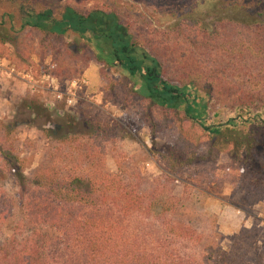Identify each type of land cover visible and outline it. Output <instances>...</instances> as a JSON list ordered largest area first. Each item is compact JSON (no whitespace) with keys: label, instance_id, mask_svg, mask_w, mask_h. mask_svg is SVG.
Instances as JSON below:
<instances>
[{"label":"trees","instance_id":"trees-1","mask_svg":"<svg viewBox=\"0 0 264 264\" xmlns=\"http://www.w3.org/2000/svg\"><path fill=\"white\" fill-rule=\"evenodd\" d=\"M179 2L183 7L180 11L157 5L159 11L181 17V23L170 32H174L171 37L164 34L155 41L152 49L135 38L114 11L81 13L48 0H0V5L16 9L20 31L31 29L55 40L67 33L87 38L85 44L93 54L84 57L81 73L89 63L118 69L131 84L134 96L181 114L201 129L210 140L205 156L215 160L225 153L231 163L243 169L248 192L264 199V8L245 0ZM205 2L216 5V10L251 11V19L224 16L205 23V16L196 17L198 12L185 15V8L195 9ZM5 17L0 14V20ZM7 17L13 30V17ZM3 32L0 41H11L10 31ZM62 50H49L50 74L57 78L72 75L62 56L66 45ZM168 74L172 81L166 78ZM191 87L204 92L210 104L226 109L223 124L205 126L195 115ZM23 106L46 122L57 111L55 134L77 125L71 114L63 112L64 106L52 111L35 99ZM80 112L86 120V112ZM96 122L88 120L92 130L88 137L58 135L53 142L62 147L74 139H107L108 127ZM3 134L8 135L5 128ZM72 156L50 152V156H43L48 159L47 172L45 163L40 162L36 174L27 178L26 159L6 152L4 143L0 144V181L9 179L15 185L26 222L34 227L28 239H1L11 211L0 191V264H264V245L251 255L248 233L234 237L225 251L203 246L193 227L175 217L179 199L168 195L167 186L174 181L171 178L149 181L137 173L132 179L109 176L101 161L92 165L90 174L82 175L81 169L92 155L79 151ZM84 156L90 160H81ZM68 158L69 165L65 163ZM177 167L184 165L179 162ZM167 170L176 173L172 165H167ZM41 227L53 235L42 234Z\"/></svg>","mask_w":264,"mask_h":264},{"label":"rangeland","instance_id":"rangeland-1","mask_svg":"<svg viewBox=\"0 0 264 264\" xmlns=\"http://www.w3.org/2000/svg\"><path fill=\"white\" fill-rule=\"evenodd\" d=\"M48 1L57 6H71L81 13L91 9L114 11L129 32L145 42L150 49L164 34L171 37L174 32H170L176 30L181 23V17L161 12L157 5L166 4L175 11L183 9L179 0ZM245 1H256L264 8V0ZM215 7L216 5L205 2L195 9L184 10L186 16L197 12L199 14L196 17L201 19L205 16V23L224 16L251 19V11L216 10ZM207 12L211 15L206 16ZM0 14L6 16L0 20V36L4 34V30H9L10 33L7 34L11 37V41L7 43L0 41V144L4 143L6 152H14L21 159H26L25 177L30 178L37 172L40 162L45 163L47 172L48 159H43V156H50V152L58 151L73 153L72 157H76L79 151L90 153L91 160L89 156L81 159L90 160L85 165L86 168L83 166L81 169L82 175L90 174L92 165L101 161L103 172L109 176H130L132 179L137 173L149 181L166 176L174 180L167 186V190L170 189L168 195L179 199L176 219L188 222L201 237L203 246H218L225 251L234 237L248 233L250 254L258 252L264 245V199L255 192H248L243 183V169L231 163L225 153L215 160L205 156L210 140L201 129L182 119L181 114L165 111L134 96L130 92L131 84L116 68L89 63L85 69L88 70L86 74L85 71L81 73L84 57L93 54V49L85 44L87 38L81 39L67 33L62 39L55 40L31 29L20 31L16 9L6 4L0 5ZM7 15L13 17V30L9 28ZM63 45H66V51L62 56L65 63L70 65L72 75L57 78L50 74L49 50L61 52ZM9 71H13L15 76L29 74L39 82L40 77L49 75L61 85L72 78L83 76L87 81L86 89L79 94L73 108H63V112L71 114L77 125L66 133L62 131L55 134L57 111L52 113L47 122L42 117L32 116L23 106L25 101L35 99L52 111L60 104L50 98L44 100L37 94H31L23 81L6 75L5 72ZM166 78L172 81L170 74ZM190 92L196 98L194 113L205 126H218L226 121L224 107L210 104L205 93L196 87H191ZM81 110L86 112V120L81 117ZM88 120L97 121L100 126L106 125L108 138L93 140L90 137L78 139L77 142L74 139L62 147L53 142L58 135L88 137L92 133ZM4 128L8 135L3 134ZM46 131L53 133L47 135ZM179 162L184 168L177 167ZM65 163L69 165L70 159ZM167 165H172L176 173L171 174ZM45 172L42 170L41 174L44 175ZM0 191L8 199L11 211L10 219L3 226L1 239L30 238V231L34 227L26 222L15 185L9 179H4L0 181ZM165 197L167 201V196ZM40 232L53 235L47 227H41Z\"/></svg>","mask_w":264,"mask_h":264},{"label":"built area","instance_id":"built-area-1","mask_svg":"<svg viewBox=\"0 0 264 264\" xmlns=\"http://www.w3.org/2000/svg\"><path fill=\"white\" fill-rule=\"evenodd\" d=\"M5 73L10 77L23 81L31 94H37L44 100L50 98L51 101L65 108H73L78 101L79 94L87 87V81L83 76L72 78L61 85V83L49 75L40 77L39 82L35 81L29 74L15 76L13 71Z\"/></svg>","mask_w":264,"mask_h":264},{"label":"crops","instance_id":"crops-1","mask_svg":"<svg viewBox=\"0 0 264 264\" xmlns=\"http://www.w3.org/2000/svg\"><path fill=\"white\" fill-rule=\"evenodd\" d=\"M87 71H88V70L85 71V74H86Z\"/></svg>","mask_w":264,"mask_h":264}]
</instances>
